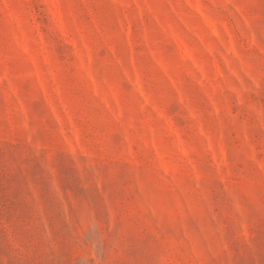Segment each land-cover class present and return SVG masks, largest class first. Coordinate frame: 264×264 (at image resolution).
Returning a JSON list of instances; mask_svg holds the SVG:
<instances>
[{"label":"rangeland","instance_id":"obj_1","mask_svg":"<svg viewBox=\"0 0 264 264\" xmlns=\"http://www.w3.org/2000/svg\"><path fill=\"white\" fill-rule=\"evenodd\" d=\"M0 264H264V0H0Z\"/></svg>","mask_w":264,"mask_h":264}]
</instances>
